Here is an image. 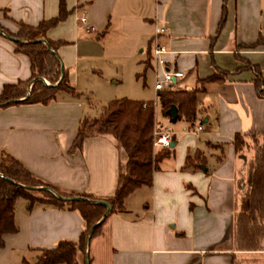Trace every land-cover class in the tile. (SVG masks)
<instances>
[{
    "label": "crops",
    "instance_id": "obj_1",
    "mask_svg": "<svg viewBox=\"0 0 264 264\" xmlns=\"http://www.w3.org/2000/svg\"><path fill=\"white\" fill-rule=\"evenodd\" d=\"M59 5L60 0H0V28L17 34L19 24L37 27L58 17ZM64 5L65 19L46 38L64 43L57 54L75 94L59 92L48 105L0 107V163L10 155L65 195L113 198L126 163L117 140L92 135L74 148L82 121L98 119L107 106L95 117L83 82L109 68L117 72L120 63L141 68L137 78L155 71L156 38L168 51L166 69L184 74L173 89L199 90L196 116L172 121L156 106L159 129L172 133V155L158 164L151 186L136 189L123 210L106 216L88 243L89 264H264V246H237V216L255 154L252 147L237 152L234 145L237 134L264 133V99L255 86L257 71L264 79V46L252 47L264 37V0H227L226 11L224 0ZM160 27L166 32L157 35ZM218 71L229 72L227 80L205 81ZM30 78L29 58L0 34V96L5 86ZM28 205L16 201L17 232L4 236L0 264L33 263L42 250L80 240L84 223L77 211ZM77 260L84 262L85 250Z\"/></svg>",
    "mask_w": 264,
    "mask_h": 264
},
{
    "label": "trees",
    "instance_id": "obj_2",
    "mask_svg": "<svg viewBox=\"0 0 264 264\" xmlns=\"http://www.w3.org/2000/svg\"><path fill=\"white\" fill-rule=\"evenodd\" d=\"M224 4L226 11L227 0H224ZM66 15L64 0H60L58 17L42 22L37 27L19 24L17 34L8 33L0 28L4 34L18 40L14 42L16 52L27 56L31 64L30 80L3 88L0 107L20 104L48 105L55 100L59 92L75 94L68 80V71L64 67L61 70V62L57 54L58 48L64 43L52 42L46 38L48 30L62 22ZM224 20L225 15L221 27ZM260 46H264L263 36L252 47ZM229 74L218 71L216 75L205 81H225ZM38 78H42L43 81L37 80ZM255 86L259 98L264 99V79L260 71H257ZM28 92L29 97L25 99ZM198 93L199 90L181 91L171 87L157 93V101L165 116L171 106H175L178 109V117L174 121L184 118L192 122L196 116ZM11 101L14 103L5 105ZM153 128V102L128 99L111 101L98 119L84 120L80 124L74 148H79L83 140L89 136L108 134L117 140L125 153L124 173L118 178L114 197L107 200H99L91 196L65 195L53 186L33 177L19 161L4 154L0 163V248L4 246V236L17 232L15 204L18 199L27 200L29 209L36 203L66 207L77 211L82 218L84 231L80 240L76 243L59 242L53 249L42 250L35 262L25 264H79L77 255L78 252L84 251L87 236L89 235V241L98 236L104 222L102 218L106 214V208L95 201H105L110 205L111 210L106 216L123 210L124 200L136 189L151 186L158 164L172 155L171 148L153 151ZM248 139L251 140V145ZM234 145L237 152L252 147L255 154L250 163L249 190L242 198L241 211L237 216L239 228L237 246L240 250H258L264 246V133L237 134ZM7 179L12 180L13 183ZM26 187H48L63 197H81L84 200L63 202L57 200L48 191L30 190ZM98 222L100 223L97 224Z\"/></svg>",
    "mask_w": 264,
    "mask_h": 264
},
{
    "label": "rangeland",
    "instance_id": "obj_3",
    "mask_svg": "<svg viewBox=\"0 0 264 264\" xmlns=\"http://www.w3.org/2000/svg\"><path fill=\"white\" fill-rule=\"evenodd\" d=\"M104 75L101 77H92L83 82V87L88 89L93 97L91 100L92 113L98 117L102 107L111 101L128 99L139 102H156L157 92L154 90L156 80L155 71L148 72L145 77L137 78L136 74L142 75V69L136 67L134 64L128 65L120 63L118 73L112 68L106 69ZM160 75V72H157ZM117 81V82H116ZM116 82V83H115ZM157 106L159 103L157 101ZM154 110V127L156 123ZM98 115V116H97ZM154 131V128H153ZM154 152H158L153 148Z\"/></svg>",
    "mask_w": 264,
    "mask_h": 264
},
{
    "label": "built area",
    "instance_id": "obj_4",
    "mask_svg": "<svg viewBox=\"0 0 264 264\" xmlns=\"http://www.w3.org/2000/svg\"><path fill=\"white\" fill-rule=\"evenodd\" d=\"M82 24H86L87 20L85 17L79 19ZM166 28L160 27L156 29V34H164ZM168 51L166 48L158 42L155 38L152 44V60L155 66L156 80L154 84V90L159 93L170 89L176 80L183 78L184 74L181 71H170L166 69V55ZM160 72V75L157 72ZM154 108L157 106V101L153 102ZM201 130V128H198ZM172 133L166 130H160L158 124L155 123L153 131V148L157 150L170 149L172 144Z\"/></svg>",
    "mask_w": 264,
    "mask_h": 264
},
{
    "label": "water",
    "instance_id": "obj_5",
    "mask_svg": "<svg viewBox=\"0 0 264 264\" xmlns=\"http://www.w3.org/2000/svg\"><path fill=\"white\" fill-rule=\"evenodd\" d=\"M3 32H2V30L0 29V34H2ZM4 34V33H3ZM8 39H10L11 41H13V42H17L18 40L17 39H15V38H12V37H10V36H8V35H6V34H4ZM47 45V44H46ZM48 46V45H47ZM48 48H50L49 46H48ZM60 59V58H59ZM61 62V61H60ZM62 68H63V65H62V63H61V70H62ZM37 80H40V81H43V79L42 78H38ZM35 81V80H34ZM29 91H30V87H29ZM29 97V92H28V94H27V96L25 97V99H27ZM11 103H14L13 101H11V102H8V103H6L5 105H9V104H11ZM167 115L174 121V120H176L177 119V117H178V109L175 107V106H171V108L167 111ZM172 147H174V144L172 143L171 144V147L170 148H172ZM205 170V169H204ZM9 182H12L13 183V181L12 180H9V179H7ZM27 189H30V190H43V191H48V192H50L53 196H55V198L57 199V200H59V201H63V202H74V201H79V200H84L83 198H81V197H63V196H61L60 194H58L57 192H55L54 190H52V189H50V188H48V187H38V188H34V187H26ZM95 203H97V204H99V205H102V206H104L105 208H106V214L107 213H109L110 212V205L107 203V202H105V201H95ZM106 214L103 216V218H102V220H105V218H106ZM102 220H100V222L102 221ZM100 222H98L97 224H99ZM94 227L95 226H93L92 227V229H94ZM88 243H89V235L87 236V238H86V241H85V248H84V250H85V260H84V263L85 264H89V259H88V256H87V252H86V249H87V247H88Z\"/></svg>",
    "mask_w": 264,
    "mask_h": 264
}]
</instances>
